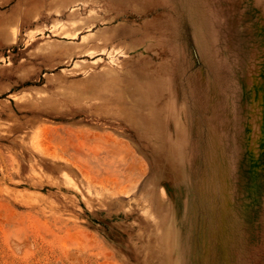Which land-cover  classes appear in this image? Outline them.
I'll return each instance as SVG.
<instances>
[{"label":"rangeland","instance_id":"374dc122","mask_svg":"<svg viewBox=\"0 0 264 264\" xmlns=\"http://www.w3.org/2000/svg\"><path fill=\"white\" fill-rule=\"evenodd\" d=\"M0 264H264V0H0Z\"/></svg>","mask_w":264,"mask_h":264}]
</instances>
